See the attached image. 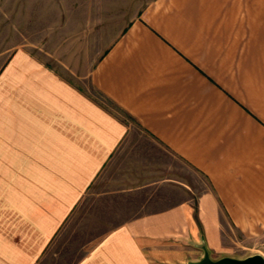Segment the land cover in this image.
<instances>
[{"label": "crops", "instance_id": "crops-1", "mask_svg": "<svg viewBox=\"0 0 264 264\" xmlns=\"http://www.w3.org/2000/svg\"><path fill=\"white\" fill-rule=\"evenodd\" d=\"M80 78L0 51V264H39L90 195L140 203L75 264L264 248V0H151Z\"/></svg>", "mask_w": 264, "mask_h": 264}, {"label": "rangeland", "instance_id": "rangeland-1", "mask_svg": "<svg viewBox=\"0 0 264 264\" xmlns=\"http://www.w3.org/2000/svg\"><path fill=\"white\" fill-rule=\"evenodd\" d=\"M149 1L0 0V51L25 48L62 78L86 87L87 81L80 77ZM117 171L114 167L108 174L116 178ZM190 179L192 197L195 198L204 187V180L192 170ZM116 195L113 201L96 198V195L85 197L51 242L39 264H75L108 228L125 218L121 216L122 210L130 213L135 209L134 204L140 203L130 198L123 207L124 204L118 201L119 194ZM128 217L130 215H126ZM232 236L241 243L231 249L236 259L264 252L263 247L254 246L259 241L245 240L236 232ZM219 259L214 257L212 260Z\"/></svg>", "mask_w": 264, "mask_h": 264}, {"label": "water", "instance_id": "water-1", "mask_svg": "<svg viewBox=\"0 0 264 264\" xmlns=\"http://www.w3.org/2000/svg\"><path fill=\"white\" fill-rule=\"evenodd\" d=\"M193 264H264V257L259 254L248 256L243 259H236L231 257H223L217 261H213L207 251H205L203 258L198 263Z\"/></svg>", "mask_w": 264, "mask_h": 264}]
</instances>
